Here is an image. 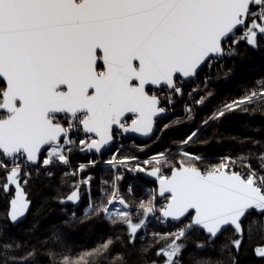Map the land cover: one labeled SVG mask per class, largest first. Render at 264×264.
<instances>
[{
	"label": "snow or ice",
	"instance_id": "obj_1",
	"mask_svg": "<svg viewBox=\"0 0 264 264\" xmlns=\"http://www.w3.org/2000/svg\"><path fill=\"white\" fill-rule=\"evenodd\" d=\"M242 46L264 51V0H0V190L10 197L0 264H34L40 256L27 241L9 239L7 225L31 211L30 182L51 180L59 168L72 170L61 177L66 187L71 179V191L60 202L75 208L63 217L67 237L72 225L91 231L100 220L114 231L73 257L57 229L53 242L68 249L58 264H127L115 247L138 242L154 252L147 264H187L193 234L196 254L219 252L224 259L215 264H240L246 240L264 233V142L218 158L191 145L207 143L200 134L230 113L264 111L261 76L196 124V107L214 98L212 69L229 76L224 62L239 58ZM177 97L183 116L161 127L157 118L167 119ZM181 120L184 137L143 161L116 146L130 131L151 139ZM81 152L90 158L74 164ZM101 164L111 175L94 181L89 170ZM139 172L155 177L146 199L127 183ZM153 221L174 227L150 231ZM254 252L264 258V244ZM47 254L57 264L56 249Z\"/></svg>",
	"mask_w": 264,
	"mask_h": 264
},
{
	"label": "trees",
	"instance_id": "obj_2",
	"mask_svg": "<svg viewBox=\"0 0 264 264\" xmlns=\"http://www.w3.org/2000/svg\"><path fill=\"white\" fill-rule=\"evenodd\" d=\"M228 68H231L229 76L224 75V69L213 68L211 75L213 82L209 86L214 93V98L210 100L207 107L203 110L196 107V124L199 125L203 118H206L208 112L213 108L239 94L245 86H251L256 80L264 76V51H257L248 47L245 49L241 47V56L234 61L224 62ZM217 71L219 75L217 76ZM203 86V85H201ZM187 99V97H185ZM184 100L177 97L175 107L166 114L167 119L158 124L162 127L163 124L168 123L176 116H183ZM185 121L174 126L175 130H165L166 134L157 132L154 136V141L151 145L145 146L144 149H125L123 155H135L139 158L145 156H152L153 149L161 150L160 145H170L178 143L184 134L189 130L185 126ZM252 140L264 142V111L256 113H230L220 121L210 124L199 137V141H206L207 143L197 142L191 145L194 151L206 157L218 158L224 155H236L237 153L252 149L257 151V145L252 144ZM137 147L143 144L137 143ZM89 158L87 153H77L73 156L74 161H87ZM94 181H99L101 178L108 179L111 171L108 167L90 169ZM63 168L55 170V176L51 180L41 176L39 180H33L28 185V192L32 200L31 211L25 222L17 225H7V237L9 239H22L27 241L29 246H36L40 250V256L34 261V264H51L52 258L47 254V250L55 248L58 255L56 257L57 264L60 259L61 252L67 253L68 249L53 242V234L57 229L63 228L65 231L64 244L71 247V255L76 257L87 249H91L101 242L102 238L111 235L114 229L103 220L96 221L97 228L91 231L84 229L83 225L75 224L70 227L73 238L67 237L69 226L63 225V217L66 215V209L75 208L73 205L60 202V197L67 195L71 191V179L67 180L69 186H65L62 181ZM87 174V172L85 173ZM141 172L136 173L135 177L131 174L127 176V183L135 185V194L137 197L146 199L143 196L144 188L148 181L141 177ZM96 183H93V191L96 189ZM122 191L127 193V184L124 185ZM14 193V188H13ZM10 197L0 190V223H4L5 213L8 210V200ZM128 204L133 206L135 211V202L131 199ZM84 206L81 205V209ZM174 227L173 224L165 226L162 223L157 225L152 224L150 231L157 232L170 231ZM83 229V231H82ZM198 234H193V239L189 240V252L186 253L185 259L187 264H197L198 261H211L215 264L217 260L224 259L223 254L219 252L204 254H196L194 252V239ZM47 241V243H46ZM264 244V233L256 232L251 239H247L243 250L240 253V264H264V258L255 254L254 248L257 245ZM116 253H123L127 264H147L149 258L156 259L154 252H143L141 244L138 242L135 247H123L117 243L113 255ZM87 259V258H86ZM101 264H108V261H102Z\"/></svg>",
	"mask_w": 264,
	"mask_h": 264
},
{
	"label": "water",
	"instance_id": "obj_3",
	"mask_svg": "<svg viewBox=\"0 0 264 264\" xmlns=\"http://www.w3.org/2000/svg\"><path fill=\"white\" fill-rule=\"evenodd\" d=\"M157 121L162 122V121H164V119L162 120V119H160V118L158 117V118H157ZM124 135H125V137H127V138L135 139L138 143H141V144H145V142H148V141L152 140L153 137H154V136H152L151 139H149V137H146V136H144V135H142V134H140V133H134V132H131V131H130L129 133L124 134ZM88 155H89V154H88ZM89 156H90V155H89ZM140 175H141V177H142L145 181L147 180V181H149V182H152V183H154V185L156 186V183H155V177L150 176V175H149L148 173H146V172H143V173H141ZM68 204L72 205V202H68ZM28 215H29V213L26 215V218L23 220V222H25V221L27 220ZM162 225L165 226V225H167V224H165V223L162 222Z\"/></svg>",
	"mask_w": 264,
	"mask_h": 264
},
{
	"label": "rangeland",
	"instance_id": "obj_4",
	"mask_svg": "<svg viewBox=\"0 0 264 264\" xmlns=\"http://www.w3.org/2000/svg\"><path fill=\"white\" fill-rule=\"evenodd\" d=\"M190 87H192V86H190ZM165 120V119H164ZM157 122H159V121H157ZM155 136V135H154ZM154 141V137H153V139L152 140H150V141H148V142H145V144H143L142 146H140V147H134V148H136V149H144L145 148V146H149V145H151L152 144V142ZM140 144V143H139ZM136 146H138V145H136ZM134 148H132V149H134ZM89 156V155H88ZM90 157V156H89ZM146 157H150V156H145V157H142V158H139L141 161H143V160H145V159H147ZM108 159V156H106L105 157V160H107ZM72 160H73V163L75 164V163H80V162H84V161H74V159L72 158ZM105 167H108L107 165H104ZM105 167H102V166H100V168H105ZM64 169V168H63ZM70 172V171H72L71 169H65V171L64 172ZM63 172V173H64ZM141 173H143V172H141ZM132 176H134V178L135 177H137V176H135L136 175V173H130ZM77 179H79L80 177L79 176H77L76 177ZM151 185H152V187H156L155 185H154V183H152V182H149L148 181V183L146 184V187L144 188V193L149 189V188H151ZM162 223V222H161ZM152 224H155V225H157V223H155L154 221H153V223Z\"/></svg>",
	"mask_w": 264,
	"mask_h": 264
},
{
	"label": "built area",
	"instance_id": "obj_5",
	"mask_svg": "<svg viewBox=\"0 0 264 264\" xmlns=\"http://www.w3.org/2000/svg\"><path fill=\"white\" fill-rule=\"evenodd\" d=\"M136 145H137V143L135 142L134 139L127 138V137H125V135H123L122 137H118L116 140V146L121 148L122 152L125 149H132L134 147H137ZM106 156H108V154H105L104 159ZM146 158H149V157H146ZM86 162L87 161L80 162V163H86ZM100 166L105 167L104 164H101ZM64 171H65V169H64ZM151 188H154V187H152V185H151Z\"/></svg>",
	"mask_w": 264,
	"mask_h": 264
}]
</instances>
